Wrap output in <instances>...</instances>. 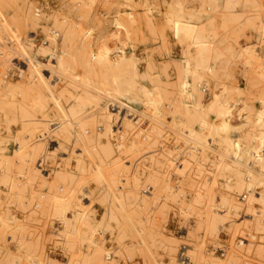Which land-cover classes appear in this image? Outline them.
Here are the masks:
<instances>
[{
  "label": "rangeland",
  "instance_id": "obj_1",
  "mask_svg": "<svg viewBox=\"0 0 264 264\" xmlns=\"http://www.w3.org/2000/svg\"><path fill=\"white\" fill-rule=\"evenodd\" d=\"M141 1L132 0L122 4L118 14L122 21L131 23L135 29L132 40L126 34L131 46L128 43L125 46L127 49L132 48V52L139 56L137 62L140 69L149 72L161 102L159 107L166 116H158L154 105L147 106L123 98L113 89L98 92L87 88L101 102L94 97L84 100L81 118L73 124L87 122L96 127L98 143L108 147L106 159L109 166L106 173L113 169L124 176L131 174L134 179L131 189L136 191L139 198V205L135 207L138 217L142 216V220L144 216L150 218L151 229L159 230L165 226L168 234L179 238L178 244L173 251L156 243L150 250L130 252L136 241L133 225L126 218L121 225L113 219L109 220V224L106 218L110 208L116 209L117 195L124 187L121 183L115 185L98 181L94 158L86 146L79 142L77 152L72 151L67 141L72 129L61 124L50 125L56 121L55 118L63 115L55 104L49 106L48 115H40L39 111L33 109V96L18 92L13 97L18 105L12 102L9 106L16 117L10 110L0 116V264H88L91 252L88 239L97 229L100 231L95 232L93 237L102 242H99L98 248L103 250L107 264L111 261L114 264H157L155 259L162 264H264V250L261 249V246L264 247V226L250 224L252 218L249 215L250 208L259 209V205L256 207L259 200L251 197V194L260 192L259 188L249 193L245 187L239 186L233 172H226L225 177L217 176L223 162L235 164L233 157L211 151L213 148L210 147L218 145L217 137L211 139L212 143L203 145L190 138L183 127H175L171 123L176 114L185 111L179 97L182 60L196 53L188 37L174 33L171 22L180 12L184 19L188 17L185 20L194 16L201 23L213 24L216 36L212 49L216 47L225 51L229 45L237 44L229 33L230 27L225 23V0H152L153 5L148 7L141 5ZM239 1L238 9L242 11L246 0ZM31 3L34 5L33 10L30 9ZM169 4L176 7H170ZM40 10L45 13L43 25L49 27L56 19L61 21L65 15L80 19L88 14L90 18L88 15L86 18L90 20L109 16L113 9L108 10L105 0H0V52L11 56L9 69L8 62L5 65L0 63V76L7 74L10 80L16 82L20 79L19 71L27 70L25 56L18 54L23 52L19 42H30L31 50H37L35 45L44 41L42 26L34 25ZM12 17L14 24H11ZM88 19L81 20L85 30L89 28ZM13 29H17L16 33ZM114 29L112 26L107 29V42ZM241 32L239 42L252 46V66L246 67L243 57L236 62V59L232 60L225 53L228 69L222 75L224 83L245 87L249 80L261 79L259 72L264 61V40L252 26H244ZM57 39L56 50L60 55L59 48L63 40L59 36ZM109 43L114 45L115 40H109ZM212 52L210 50L208 55ZM48 58L47 55L38 54L40 61L50 65ZM42 71L57 84V90L63 87L64 79L55 71ZM78 72L67 80L80 84L84 74L80 68ZM192 80L199 83L198 91H192V96L207 103L213 93L223 90V86L211 87L210 83L209 89L203 90V80L199 81L196 75ZM68 98L66 107L79 105L77 97ZM18 102H23V106L28 103V111H23L26 108H20ZM234 113L232 121L238 122L237 112ZM212 117L210 114L206 119L209 124L213 123ZM128 122L135 128L123 129L122 126ZM261 123L264 124V116ZM134 131L139 132L137 137ZM145 133L150 134V137L147 135L145 139ZM236 140L242 139L238 137ZM193 146L198 151H194ZM205 150H209L210 157L202 155ZM193 153L199 157L197 160H200L201 171L198 161L192 158ZM81 161L87 166L88 174L69 192L67 184L55 175V170L65 165L75 172ZM49 172L51 176L47 175ZM153 176L160 179L154 185L151 182ZM224 180L230 183V188L222 185ZM166 183L171 186V190L167 189ZM62 196L77 213L69 223L73 232L65 239L58 236L65 229V222L56 212L57 200ZM212 198L216 206L228 207L225 215L216 220L218 237L215 239L206 233L210 226V221L206 220L201 224L203 229L198 231L192 241L187 237L189 227L199 224L193 213L180 210L179 207L186 204L193 211L195 207L201 206L208 213ZM16 210L20 214L16 215ZM154 214L159 217L156 222H153ZM188 242H204L209 249H198L194 256L188 252L191 261L181 262L186 259ZM171 258H174V262Z\"/></svg>",
  "mask_w": 264,
  "mask_h": 264
},
{
  "label": "bare ground",
  "instance_id": "obj_2",
  "mask_svg": "<svg viewBox=\"0 0 264 264\" xmlns=\"http://www.w3.org/2000/svg\"><path fill=\"white\" fill-rule=\"evenodd\" d=\"M131 1L132 0H105V5L108 10L113 9L109 13V16H99L98 18L90 19V21L88 19L90 18L88 14L89 17L87 15L85 17L80 16V19L73 15H65L61 19L62 22L56 19L49 27L43 25L42 19L45 18V13L40 10V16L34 21V25L42 26L45 39L41 44L35 45L37 50H31L30 42L24 43L25 45L23 42H19L22 45L21 47L23 50H21L23 52L18 51L20 52L18 54L25 56L24 58L27 60L26 63H28V68L25 71L22 69L19 71L20 79L16 82L10 80L7 74L0 76V116H3L6 110L11 111L10 105L16 100V98L13 97H15L18 92L27 95L31 94L33 96L32 102L33 105H35L33 109L39 111L40 115H48L47 111L49 106L55 104L63 115L55 118L56 121H53L50 125L58 126L61 124L64 127L67 126L72 129L69 133L71 136L67 141L70 146H72L73 152H77V145L79 142L86 146L89 153L94 158V169L98 181H107L115 185L121 183L122 187H124L123 191L119 192L117 195L116 199H118V202L116 204V209L110 208L106 218L108 219L107 222L113 219L115 222L118 221L117 223H119V225H121L124 218H126L129 220L130 225H133L136 233V241L132 244L130 252L141 253L145 249L150 250L156 243L173 251V249H175L174 247L179 242V238L173 234H168L165 226L160 227L161 229L159 230L151 229L149 223L151 221L150 218L144 216L145 218L142 220V216L138 217V211L135 207L139 205V198L137 197L136 191L131 189L132 183L134 182L131 174L124 176L113 169L106 173L109 166L106 159L108 147L98 143L99 139L96 127L87 122L73 124L81 118L85 105L84 100L94 97L97 101L101 102V99L93 96L87 88L98 92L113 89L123 98L139 101L138 103L142 102L147 106L154 105V111L158 116H166L165 112L159 107L161 102L158 94L155 93L156 85L151 80L149 72L140 69L137 62L139 56L132 52V48L127 49L125 46L126 43L131 46L128 37L131 40L133 39L135 29L131 23L122 21L118 13L119 7L122 4H127V2ZM151 2L152 0H142L141 5L148 7L152 4ZM245 2L246 5L242 11L238 9V5L240 4L239 0H225L223 3L226 14L225 23L230 27L229 33L237 43L229 45L225 51H221L216 47L212 49V42L216 36V29L213 24L201 23V20L194 16H190L189 20H185L188 17L184 19L183 16L179 14L180 12L176 13L171 22L172 29L175 34H183L188 37L196 48V53L189 54L182 60L179 97L181 98V104L184 106L185 111L176 114L171 120V123L175 127H183L190 138L195 142L204 143L203 145L209 142L212 143L211 139L214 137L218 138L217 147H210V149L213 148L211 151L233 157L235 164L232 165L223 162L217 176L225 177L226 172H233L237 177L239 186L245 187L249 193L255 188H259L260 192L255 193L254 191L255 194H251V197H255L259 200V204L256 205V207L259 205V209L257 210V208L253 207L249 209V215L252 218L250 224L255 223L264 226V124L261 123L262 117L264 116V61L261 72H259L261 79L249 80L245 87L224 83L222 75V72L228 69V61L224 59L225 53L229 54L232 60L236 59V62L243 57V64L246 67L252 66V60L250 58L252 46L249 44H241L238 39L239 35L242 34L241 31L244 26H252L255 33L258 32L260 37L264 40V0H246ZM169 5H171L170 7H176L174 4ZM178 5L181 10V5L179 3ZM30 9H34L32 3L30 4ZM261 17H263V19H261ZM84 19H88L86 21L90 22L87 30H85L81 24V20ZM10 20H13L11 24H14V18L12 17ZM111 26L115 27V29L110 33L107 42L106 33L107 29L111 28ZM16 30L17 29H13L12 31L16 33ZM57 36L62 37L63 40L62 46L60 45L59 48L60 55H58V50H56L58 46ZM112 39L115 40V43H113L114 45L109 43V40ZM210 50H213V52L208 55ZM34 51L36 52L34 55H28ZM37 53L49 56L48 59L52 66L40 61ZM10 58L11 56H7V54L0 52V63L5 65V63L8 62V64L6 63L8 69L11 67L9 66ZM6 68L3 67V69ZM79 68L84 74V78H82L83 81L80 82V84L68 81L67 79H71L74 75L79 73ZM42 69H49L51 72L55 71L60 78L64 79L63 87L57 90V84L53 83L49 79V76L44 74ZM195 75L199 81L203 80V90L209 89V83L211 87L223 86V90L220 93H213L212 99L208 103L201 98H194V96H192V91H198L199 84L192 80V77ZM68 96L71 98L77 97L79 105L69 108L66 107L65 104L69 100ZM191 98H193L192 101ZM18 103H20V108H26V110L24 109L23 111H28L27 108L29 107H26L28 103L25 102V106H23V102ZM14 105L18 104L14 102ZM234 111L237 112L239 118L238 122L232 121L235 114ZM12 114H14V112H12ZM210 114L213 116L212 124L206 121ZM14 115L16 117V113ZM22 115H24L23 112ZM127 127H130L131 130L135 128V126L129 122L122 126L123 129ZM156 129H159V127ZM136 132L137 131H134L133 134L137 137L139 132ZM124 133L127 134V130H125ZM147 135L150 137V134L145 133V139H147ZM238 137L242 140H236ZM192 148L194 151H198L196 146ZM203 153L204 154H201L205 155L206 158L210 157L209 150H205ZM192 158L198 161L197 159L199 157L196 153H193ZM197 164L200 168V160ZM55 171L57 178L67 184L69 192L73 191L74 188L82 182L85 174H88V168L82 161L78 163L75 172H71L65 165H60ZM199 171H201V168ZM47 175L51 176L50 172L47 173ZM158 180L160 179L157 178V176L151 178L153 185L157 183ZM218 180L219 179H217V181ZM222 185L229 188L231 187L227 180H224ZM165 186L168 187L167 189L171 190V186L168 183H166ZM63 198L64 196L57 200L56 212L65 222V229L62 233H58V236L65 239L73 232L72 228H69V223L77 216V213L73 210V206ZM198 198L199 197H197L196 201H198ZM257 199H255L254 202L257 203ZM260 205L262 207H260ZM209 207L210 210L208 213L201 206L195 207L193 211L190 210V207L186 204L179 207L180 210L193 213L199 224L197 227H189L187 237L190 240L193 241V238L197 237L198 231L203 229L201 228V224L206 220L210 221V226L206 229V233L217 239L218 230L216 228V220L221 215H225L228 207L216 206L213 202V198ZM235 207L238 206L235 205ZM16 212L17 213L14 212L16 215L20 214L19 210H16ZM179 214L182 215L181 211H179ZM205 216H207V219H205ZM157 220H159V217L157 214H154L153 222ZM122 228L123 227L120 229ZM99 231L98 229L93 230L92 236L88 239L91 248L88 264H107L104 260L103 250L98 248L100 241L97 240L98 238L96 239L95 236L93 237V234ZM45 242L46 241H44V245ZM51 242L54 247H56L54 242ZM212 244H214V241ZM188 246L189 250H187L186 259L181 262L186 263L191 261L188 252L194 256L198 249H209L208 244H204V242H202V244L193 242L192 244L189 243ZM261 249L264 250V247L261 246ZM46 252L49 253L47 249ZM171 260L174 262V258H171ZM155 261L157 264H162V262L157 261V259H155ZM111 262H109V264H114Z\"/></svg>",
  "mask_w": 264,
  "mask_h": 264
}]
</instances>
